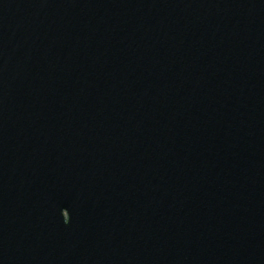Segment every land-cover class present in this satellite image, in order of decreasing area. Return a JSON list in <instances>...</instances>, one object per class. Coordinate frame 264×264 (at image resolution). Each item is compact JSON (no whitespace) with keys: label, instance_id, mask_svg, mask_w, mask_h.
Here are the masks:
<instances>
[{"label":"water","instance_id":"water-1","mask_svg":"<svg viewBox=\"0 0 264 264\" xmlns=\"http://www.w3.org/2000/svg\"><path fill=\"white\" fill-rule=\"evenodd\" d=\"M0 264H264V0H0Z\"/></svg>","mask_w":264,"mask_h":264}]
</instances>
